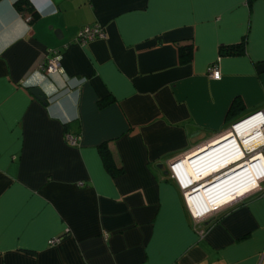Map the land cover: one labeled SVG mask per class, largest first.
Returning a JSON list of instances; mask_svg holds the SVG:
<instances>
[{"label": "crops", "instance_id": "crops-1", "mask_svg": "<svg viewBox=\"0 0 264 264\" xmlns=\"http://www.w3.org/2000/svg\"><path fill=\"white\" fill-rule=\"evenodd\" d=\"M14 1L0 0V264H264V194L250 192L264 166L236 164L232 134L199 157L264 113V0ZM94 23L104 36L79 42ZM46 49L59 72L39 68ZM193 151L179 166L203 180L188 189L196 218L168 170Z\"/></svg>", "mask_w": 264, "mask_h": 264}, {"label": "built area", "instance_id": "built-area-1", "mask_svg": "<svg viewBox=\"0 0 264 264\" xmlns=\"http://www.w3.org/2000/svg\"><path fill=\"white\" fill-rule=\"evenodd\" d=\"M103 36H104V33H103V29L101 28V26L99 24L94 23V24H91V25L83 26L78 32L77 40L79 42H81V43H84V42H86L88 40H91L93 38H101ZM43 58H44L43 62L41 63L39 68L45 74L50 75V74H53V73H57V72H59L61 70V67H60V53H59V51L57 49H46L45 53L43 55ZM205 73H206V75L208 77L213 78V79H218L219 76H220V73H219V70H218L217 66L214 65L213 63L207 65V67L205 68ZM254 118L257 121V123L259 124V126L261 127V132L260 133H261L262 141L260 143H258V146L260 147V150H259L260 153L264 157V113L261 110H256V111L246 115L244 118H242L238 122H240L242 120L254 119ZM238 122H235V123L231 124L229 126V128L233 127V125L238 123ZM78 140H79L78 137L75 138V137H72V135H68V134L66 135L65 134V141L69 145H77L78 144ZM176 162L169 163L168 164V170H169V173H170L171 177L174 179V181L177 183L179 188L182 190L183 199L185 201V192H184V190L187 189V187H189L192 183L189 182L188 184H183L178 179L177 175L174 173V171L172 169L173 165ZM260 182L264 183V173L260 176L259 181H258V185L251 192L257 190L259 193L264 194V187H263V185H262V187L259 186ZM225 203H227V202H225ZM216 208L217 207L213 208V211Z\"/></svg>", "mask_w": 264, "mask_h": 264}, {"label": "bare ground", "instance_id": "bare-ground-1", "mask_svg": "<svg viewBox=\"0 0 264 264\" xmlns=\"http://www.w3.org/2000/svg\"><path fill=\"white\" fill-rule=\"evenodd\" d=\"M260 132H261V127L259 126V124L255 120V118L254 119L242 120V121L234 124L233 127L228 128V130H226L225 134H223L219 138H216L214 141L212 140L211 142L207 143L205 146H203L202 149L200 148L201 150H204V149L206 150L207 149V151L206 152L203 151V153L201 152L202 154L199 157H201V156L209 153L211 150H213V149H208V148L213 147L214 143H217L218 141H221L222 139H225L230 134H232L233 140L235 142L236 147H237V144L240 143V145L238 146L239 149L237 148L239 153L241 152V148H243V149L245 148L247 150H251L250 154L248 155V157L238 160V163L242 164V166H244L246 164L248 167L250 166L251 168H254L255 166H259V164L264 166V158H263V156L260 155L258 153V151H254V150H256V146L258 145V143H260L262 141V137H261V133ZM228 142L229 141L225 142L224 144L226 145ZM200 149H198L196 151L197 152L201 151ZM196 151H193V152L187 154L184 158L180 157L179 160L173 165L172 169H173V171H174V173L176 175H177L176 167L181 165L184 162V160L190 159V157L192 155H194L193 153L196 152ZM240 155H241V153H240ZM240 155H239V157H240ZM199 157H197V158H199ZM194 159H196V158H194ZM222 175L223 174L218 175V176L221 177ZM218 176L215 173H211V174H209V176H207V178L209 180L213 181ZM202 181L203 180L201 178L195 184H191L189 187H187V189L184 190V192H185V203L187 202V206H188V209L190 211L189 213L195 218L199 217L200 213H197V215H195L191 211V209H190V205L191 204H190L189 199L192 198L193 196H192V194H190V190H188V189H192L193 191H197V189L199 188V186H197V184H200ZM195 186H197V187H195ZM208 187H209L210 190L218 192L215 183L210 185V186H208ZM187 195L188 196L190 195V198H188ZM215 196H216V194L213 195L214 198H215Z\"/></svg>", "mask_w": 264, "mask_h": 264}, {"label": "trees", "instance_id": "trees-1", "mask_svg": "<svg viewBox=\"0 0 264 264\" xmlns=\"http://www.w3.org/2000/svg\"><path fill=\"white\" fill-rule=\"evenodd\" d=\"M247 4H249L253 0H245ZM13 6L17 11H23V10H30L31 6H28V1L27 0H15L13 2ZM36 14L35 11H30V19H34V15ZM242 39L239 41V43L232 44V45H226V46H220L218 48L219 54H237L241 52V47H242ZM177 49V59L179 62L184 63L189 61V55H190V45H178L176 47ZM65 134L67 135H72V137H78V133H70L66 132L64 133V140H65ZM98 152L101 157V161L103 163V166L111 173L114 172V165H113V160L112 156L110 155V151L106 148L105 144L102 143L98 146Z\"/></svg>", "mask_w": 264, "mask_h": 264}, {"label": "rangeland", "instance_id": "rangeland-1", "mask_svg": "<svg viewBox=\"0 0 264 264\" xmlns=\"http://www.w3.org/2000/svg\"><path fill=\"white\" fill-rule=\"evenodd\" d=\"M244 118V117H243ZM242 119V118H241ZM241 119H239V120H241ZM238 120V121H239ZM238 121H236V122H238ZM235 123V122H234ZM233 124V123H232ZM231 125V124H230ZM230 125H228L227 127H226V129H228L229 128V126ZM225 129V130H226ZM219 142V141H218ZM225 142H227V141H224L222 144L225 146V147H227V145L228 144H224ZM215 144V143H214ZM238 145H240V143L238 144ZM260 145V144H259ZM222 148V147H221ZM208 149H213V150H211V152L213 151V152H216V151H218L219 152V147L217 146V148H216V146L215 147H210V148H208ZM227 149V148H226ZM207 150V149H206ZM260 147L257 145L256 146V150H254V151H258V153L260 154V155H262L261 153H260ZM250 151L251 150H247V149H243V148H241V156H244V158H247L248 157V155L250 154ZM243 152V153H242ZM195 153V152H194ZM193 153V154H194ZM264 158V157H263ZM236 159V158H235ZM235 159H233V161H235ZM219 161L220 160H218V162L217 163H219ZM186 162V161H185ZM236 164H237V162H236ZM255 165V164H254ZM252 166V165H251ZM258 168H259V166H258ZM188 170L189 169H185V167H183V166H179V167H177L176 168V172H177V176H178V178H180V176L178 175V174H182V177H181V179H180V181L183 183V184H188L189 182H187V176L189 175V172H188ZM259 186H261L262 187V183L260 182L259 183ZM264 187V186H263ZM251 192V191H250ZM254 193H259L257 190L256 191H253V193L252 194H254ZM232 200H234V199H232ZM232 200H230V201H232Z\"/></svg>", "mask_w": 264, "mask_h": 264}, {"label": "water", "instance_id": "water-1", "mask_svg": "<svg viewBox=\"0 0 264 264\" xmlns=\"http://www.w3.org/2000/svg\"><path fill=\"white\" fill-rule=\"evenodd\" d=\"M29 92H30V94L31 95H33L37 100H39V101H44L45 100V94H44V92H43V90H42V88L40 87V86H38V85H35V86H32V87H29ZM214 147V146H213ZM179 158H180V156H176V157H174L173 159H171L170 161H169V163H173V162H176V161H178L179 160ZM158 167H160V165H158ZM164 173L166 174L167 172L166 171H164ZM197 186H199V185H197ZM197 186H195V187H197Z\"/></svg>", "mask_w": 264, "mask_h": 264}, {"label": "clouds", "instance_id": "clouds-1", "mask_svg": "<svg viewBox=\"0 0 264 264\" xmlns=\"http://www.w3.org/2000/svg\"><path fill=\"white\" fill-rule=\"evenodd\" d=\"M238 146H239V145L237 144V148L239 149ZM242 158H244V156H241V155H240L239 158L235 159V162L238 161V160H240V159H242ZM235 162H233V163H235ZM233 163H225V164L221 165L222 167L220 168V170L223 169V168H225V167H227V166H230V165L233 164ZM191 183H192V182H191Z\"/></svg>", "mask_w": 264, "mask_h": 264}]
</instances>
